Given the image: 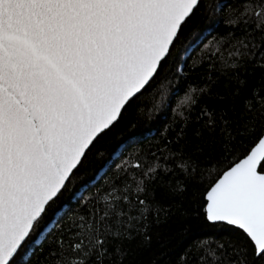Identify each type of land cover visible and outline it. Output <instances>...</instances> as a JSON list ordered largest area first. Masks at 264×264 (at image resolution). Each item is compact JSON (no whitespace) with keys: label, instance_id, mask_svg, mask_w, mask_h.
<instances>
[{"label":"snow or ice","instance_id":"snow-or-ice-1","mask_svg":"<svg viewBox=\"0 0 264 264\" xmlns=\"http://www.w3.org/2000/svg\"><path fill=\"white\" fill-rule=\"evenodd\" d=\"M202 2L0 0V264H19L22 255L43 250L63 219L58 209L38 231L51 204L95 141L160 77L182 26ZM222 7L231 5L218 4L215 11ZM241 20L264 32V0H244L238 18L227 22ZM241 45L251 54L259 47ZM182 103L197 100L186 95ZM259 107L264 117V105ZM250 127L255 124L245 121L235 135L226 127L221 131L235 139ZM156 171L149 166L140 177L117 176L86 215L56 236L45 264H104L108 240L119 235L116 225L128 218V205L139 204L141 215L150 211L142 207L141 194ZM74 196L85 200L83 193ZM204 200L206 220L238 229L254 260L264 261V130L258 145L223 172ZM237 260L246 264L239 253Z\"/></svg>","mask_w":264,"mask_h":264},{"label":"trees","instance_id":"trees-1","mask_svg":"<svg viewBox=\"0 0 264 264\" xmlns=\"http://www.w3.org/2000/svg\"><path fill=\"white\" fill-rule=\"evenodd\" d=\"M218 4L231 7L216 12ZM243 4L244 0H203L182 26L160 77L95 141L38 231L58 209L60 226L42 251L34 257L22 255L19 264L26 259L45 264L56 236L78 215H86L94 197L117 176L140 177L149 166L157 171L145 180L141 198L146 201L142 207L150 211L141 215L139 204L128 205V218L116 225L119 235L108 240L104 264H239L237 253L246 264H258L242 232L209 223L203 212L206 190L250 151L264 130V117L258 115L264 105V32L254 22H227L238 18ZM241 42L259 47L251 54ZM186 95L197 103L183 104ZM245 121L255 127L235 139L221 131L226 127L235 135ZM136 163L143 167L133 168ZM74 193H83L85 200L79 201ZM103 205L100 201L98 207Z\"/></svg>","mask_w":264,"mask_h":264},{"label":"water","instance_id":"water-1","mask_svg":"<svg viewBox=\"0 0 264 264\" xmlns=\"http://www.w3.org/2000/svg\"><path fill=\"white\" fill-rule=\"evenodd\" d=\"M257 145H258V141L256 142V144H255L252 148H254V147L257 146ZM252 148H251V149H252ZM251 149H250V151H251ZM250 151H249L247 154H249ZM247 154H246V155H247ZM246 155H245V156H246ZM245 156H244V157H245ZM244 157H243V158H244ZM243 158H241V159H243ZM241 159H240V160H241ZM238 162H239V161H238ZM236 163H237V162H236ZM232 166H233V165H232ZM228 169H229V168H228ZM225 171H226V170H225ZM222 174H223V173H222ZM222 174H221V175H222ZM221 175H220V176H221ZM220 176H219V178H220ZM219 178H218V179H219ZM218 179H217V180H218ZM217 180H216V181H217ZM216 181H215V182H216ZM215 182H214V183H215ZM214 183H213V184H214ZM225 225H226V224H225Z\"/></svg>","mask_w":264,"mask_h":264}]
</instances>
